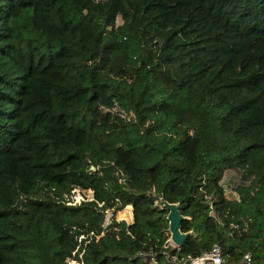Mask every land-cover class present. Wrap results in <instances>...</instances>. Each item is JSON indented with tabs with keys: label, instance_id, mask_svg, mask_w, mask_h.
I'll list each match as a JSON object with an SVG mask.
<instances>
[{
	"label": "trees",
	"instance_id": "16d2710c",
	"mask_svg": "<svg viewBox=\"0 0 264 264\" xmlns=\"http://www.w3.org/2000/svg\"><path fill=\"white\" fill-rule=\"evenodd\" d=\"M160 197L264 264V0H0V264H165Z\"/></svg>",
	"mask_w": 264,
	"mask_h": 264
},
{
	"label": "built area",
	"instance_id": "2783aa9c",
	"mask_svg": "<svg viewBox=\"0 0 264 264\" xmlns=\"http://www.w3.org/2000/svg\"><path fill=\"white\" fill-rule=\"evenodd\" d=\"M226 190L227 188L224 187ZM84 191V190H81ZM89 192V190H87ZM78 197H76V194ZM89 198L88 195L81 196L78 194L77 188L73 190V195L70 196V200L66 201L67 203H74L80 199ZM126 206V205H125ZM119 209H117L118 211ZM131 211V208H130ZM110 211L108 209L104 210L103 226L109 222ZM116 219H120L117 218ZM131 219V218H130ZM169 246L174 249V251H165L164 260L165 264H227L225 257L222 254L221 248L217 243H212L207 250H203L200 253L190 256V255H179L178 254V245L170 242L168 238L164 241V246ZM231 264H252L251 255L249 252H244L240 258L235 263Z\"/></svg>",
	"mask_w": 264,
	"mask_h": 264
},
{
	"label": "water",
	"instance_id": "95a60500",
	"mask_svg": "<svg viewBox=\"0 0 264 264\" xmlns=\"http://www.w3.org/2000/svg\"><path fill=\"white\" fill-rule=\"evenodd\" d=\"M159 201L161 202L162 206L166 209L165 218L167 220V238L170 242L179 245L182 243L184 238L192 232L191 230L182 231L179 227V221L187 216L182 215L179 212L178 202H168L163 200L162 197L159 198Z\"/></svg>",
	"mask_w": 264,
	"mask_h": 264
},
{
	"label": "rangeland",
	"instance_id": "374dc122",
	"mask_svg": "<svg viewBox=\"0 0 264 264\" xmlns=\"http://www.w3.org/2000/svg\"><path fill=\"white\" fill-rule=\"evenodd\" d=\"M117 22H120V18L117 17ZM236 173L234 171H228L227 173L224 174L223 178H222V183L223 185L228 188L229 187V184L231 183V180L233 177H235ZM230 189V188H229ZM78 190V194L81 195V196H86V195H89V192L86 190L84 191H81L79 189ZM73 195V194H72ZM76 197H78L77 195V192L76 194ZM130 204H127L126 206H123L122 208H120L118 211H116V217L117 218H123L124 220L126 221H129L130 218H131V211H130Z\"/></svg>",
	"mask_w": 264,
	"mask_h": 264
}]
</instances>
